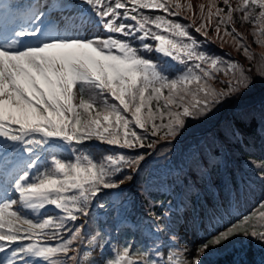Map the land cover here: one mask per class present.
<instances>
[{
    "label": "snow or ice",
    "instance_id": "1",
    "mask_svg": "<svg viewBox=\"0 0 264 264\" xmlns=\"http://www.w3.org/2000/svg\"><path fill=\"white\" fill-rule=\"evenodd\" d=\"M220 2L200 4L197 13L181 0H78L83 8L25 6L23 0L4 6L0 0V15L10 8L24 17L23 26L0 32V264H81V255L83 264H97L79 243L87 230L81 217L103 190L131 181L125 173L138 171L145 155L113 151L97 158L82 150L85 142L155 149L178 139L190 121L207 120L225 106L234 108L226 135L242 139L256 117L241 105L256 78L264 80V57L254 76L239 61L200 50L190 26L169 18L191 12L195 33L207 38L211 26L218 39L230 36L251 61L254 54L235 28L234 14L253 24L255 43H264V0H238L235 6L222 0L224 7ZM220 74L227 79L217 88L211 82ZM259 130L264 135V101ZM218 155L213 145L193 151L189 172L181 170L184 182L189 175L206 180ZM259 175L264 180V163ZM256 209L194 246L180 245L172 224L165 223L167 213L154 214L160 223L153 235L163 243L136 252L125 244L106 264H204L210 248L236 236L264 242V225L248 226L251 216L264 220V200ZM98 239L100 231L86 239L87 246Z\"/></svg>",
    "mask_w": 264,
    "mask_h": 264
},
{
    "label": "trees",
    "instance_id": "2",
    "mask_svg": "<svg viewBox=\"0 0 264 264\" xmlns=\"http://www.w3.org/2000/svg\"><path fill=\"white\" fill-rule=\"evenodd\" d=\"M187 2L191 3V0H181V3ZM208 2L209 0H194L191 4L198 13L199 5L207 6ZM231 3L235 6L238 0H231ZM218 6L224 7L222 0ZM149 11L152 14L166 15L162 10H146ZM240 16L241 13L234 14L235 28L246 38L245 42L254 54L251 61L242 50H237V44L230 36H225L223 42L218 39L211 26L207 38L201 33H195L191 27V12L185 11L179 17L169 18L190 26V31L202 45L200 50L239 61L246 69L251 68V74L255 76L256 65L264 57V43L254 42L253 24L242 22ZM196 23L199 24L198 19ZM148 58L155 59L156 56L149 54ZM226 79L227 77L220 74L218 80L211 83L222 88L224 85L221 81ZM262 101L264 80L256 78L241 105L245 110L254 113L256 118L244 127V135L240 141L226 135L225 124L234 108L225 106L207 120L190 121L183 135L172 143L158 144L155 149L134 151L114 149L113 146L95 140L85 142L82 150L91 152L97 158L113 151H123L127 155H145L138 171L125 173L134 177L130 184L119 189L103 190L89 206L83 250L91 252L90 259L97 264L102 260L106 262L114 258L116 250L122 249L125 244H131L133 252L162 244L163 241L156 240L153 235V230L160 223L155 220L154 214L163 216L167 213L165 223L172 224L181 238L180 245L184 246V233L195 234L199 245L217 231L252 213L256 205L264 200V180L259 175L260 165L264 163V135L259 130ZM222 134L225 135L224 139L220 138ZM208 145H213V149L219 153L216 157L218 166L212 168L206 180L194 181L189 175L185 183L181 170L183 173L189 172L192 164L191 153ZM60 151L63 157L69 156L68 152ZM178 176L181 177L179 180ZM98 204H103L104 208L97 207ZM260 210L262 209H256L257 212ZM47 212L54 214V209L49 206ZM25 215L39 219L38 215L30 212H25ZM261 225H264V220L256 216L250 217L249 230L252 226L259 230ZM97 231L101 232L103 239H98L95 245L86 246V239ZM165 234L161 233V237ZM75 246L76 244L73 245ZM248 250L255 262H264V242L244 236H236L223 246L210 248L206 256L214 258L230 252L231 260L235 261L244 258V252ZM82 261L81 255V264Z\"/></svg>",
    "mask_w": 264,
    "mask_h": 264
},
{
    "label": "rangeland",
    "instance_id": "3",
    "mask_svg": "<svg viewBox=\"0 0 264 264\" xmlns=\"http://www.w3.org/2000/svg\"><path fill=\"white\" fill-rule=\"evenodd\" d=\"M11 1L12 0H3L4 6H6ZM58 1H60L58 4L68 3L71 7H80V8L84 7L83 5L78 4V0H58ZM28 2L31 4L40 6V7H42L46 4H50V3H46V0H29ZM9 9L10 8H5V12L2 15H0V32H2V33H9L10 32V31H8V32L5 31V26L7 25L8 18H9V15H8ZM86 13H87V10L85 9L83 14H86ZM23 25H24V17L21 16L19 19V22L17 23V27L23 26ZM28 39H31V38H28ZM128 182H130V181H128ZM128 182H126L124 185H126ZM21 210H22V212L25 213L24 209H21ZM182 239H184V241H185V242H183V245H188V246L197 245V237L193 233L192 234L184 233ZM53 243H56V242H53ZM82 244H85V243L83 242ZM4 255H7V253H5ZM90 257H91V255H90ZM90 257L88 259H90ZM83 261H84V258H83ZM83 261H82V264H83ZM102 261H103V264H106V262L104 260H102ZM101 262H100V264H101ZM41 263L43 264V262H38V264H41ZM204 264H211V262L209 261V259L207 258L206 255L204 257ZM212 264H215V263H212ZM220 264H229V263L226 262V260H222V263H220ZM242 264H256V263H254L252 260L249 259V257H247V259L242 261Z\"/></svg>",
    "mask_w": 264,
    "mask_h": 264
},
{
    "label": "bare ground",
    "instance_id": "4",
    "mask_svg": "<svg viewBox=\"0 0 264 264\" xmlns=\"http://www.w3.org/2000/svg\"><path fill=\"white\" fill-rule=\"evenodd\" d=\"M29 0H23L24 5L26 6L29 2ZM16 3H20L21 0H15ZM21 15L16 12L15 9H10V16L9 20L7 22V25L5 26L6 30H10L12 28H15L17 23L19 22Z\"/></svg>",
    "mask_w": 264,
    "mask_h": 264
}]
</instances>
